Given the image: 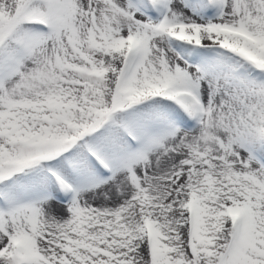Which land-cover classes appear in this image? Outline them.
<instances>
[{
  "label": "snow or ice",
  "instance_id": "snow-or-ice-1",
  "mask_svg": "<svg viewBox=\"0 0 264 264\" xmlns=\"http://www.w3.org/2000/svg\"><path fill=\"white\" fill-rule=\"evenodd\" d=\"M0 264H264V0H0Z\"/></svg>",
  "mask_w": 264,
  "mask_h": 264
}]
</instances>
